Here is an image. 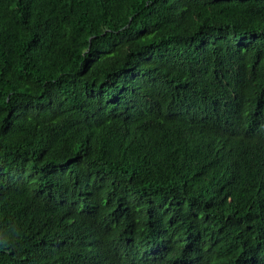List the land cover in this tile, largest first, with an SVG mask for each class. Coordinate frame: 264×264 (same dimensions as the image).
Instances as JSON below:
<instances>
[{"label":"trees","instance_id":"obj_1","mask_svg":"<svg viewBox=\"0 0 264 264\" xmlns=\"http://www.w3.org/2000/svg\"><path fill=\"white\" fill-rule=\"evenodd\" d=\"M0 264H264V0H0Z\"/></svg>","mask_w":264,"mask_h":264}]
</instances>
